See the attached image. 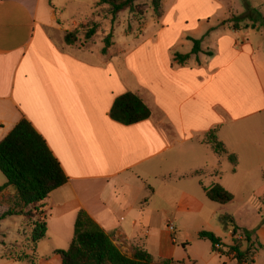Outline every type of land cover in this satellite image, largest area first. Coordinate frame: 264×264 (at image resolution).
I'll list each match as a JSON object with an SVG mask.
<instances>
[{
  "label": "crops",
  "instance_id": "0c3cea01",
  "mask_svg": "<svg viewBox=\"0 0 264 264\" xmlns=\"http://www.w3.org/2000/svg\"><path fill=\"white\" fill-rule=\"evenodd\" d=\"M41 1L0 0V141L27 120L68 178L42 202L52 247L40 253L36 244L30 264H61L56 252L68 248L80 210L128 258L140 249L157 263L264 264V30L232 28L245 7L163 0L149 36L146 28L134 37L141 41L102 54L100 46L67 45L68 30L39 19ZM245 1L264 16V0ZM191 40L201 51L179 63L175 55L190 54ZM127 92L142 100L149 119L122 125L109 117ZM212 130L226 155L204 143ZM244 162L262 180L247 197L237 188ZM215 184L233 195L231 203L208 200L204 188ZM7 195L14 191L0 199ZM223 215L253 232L250 242L241 239L240 251L252 254L240 263ZM200 231L219 238L221 251Z\"/></svg>",
  "mask_w": 264,
  "mask_h": 264
},
{
  "label": "trees",
  "instance_id": "16d2710c",
  "mask_svg": "<svg viewBox=\"0 0 264 264\" xmlns=\"http://www.w3.org/2000/svg\"><path fill=\"white\" fill-rule=\"evenodd\" d=\"M139 0H99V5L108 4L111 15L116 17L118 13L130 8ZM162 0H151L155 12H158ZM245 16L233 17L229 22L234 29H260L264 30V16L255 8L243 0ZM95 33L89 29L84 34L85 39L91 38ZM112 34L104 38V46L101 50L105 54L111 46ZM74 32L66 33L64 42L67 45H74L76 41ZM193 48L190 54H176L175 59L183 63L201 51L199 40H191ZM109 117L122 125H132L150 118V111L142 100L135 94L127 92L117 97L109 112ZM204 143L211 145L213 151L219 155H226L223 144L218 141L216 130L210 131ZM228 160L235 165L236 157L229 155ZM0 173L6 183L0 187V194L7 188L14 191L10 199V208L0 216V222L8 217L27 216L32 214V227L30 242L35 246L45 239L47 224L42 215V202L48 198L50 193L67 184L68 178L63 173L60 164L54 158L44 139L35 131L32 125L25 119L16 124L7 136L0 141ZM209 201L218 205L229 204L233 201V195L222 186L215 184L204 188ZM38 211L40 216L33 214ZM41 217V220L39 219ZM219 222L222 225H233V245L229 248L235 252V259L241 262L251 257L252 249L242 253L240 251L241 240H237L238 234L242 235L244 242H250L253 232L240 230L234 225V220L228 215L220 216ZM200 240L211 243L214 250L221 251V241L213 233L200 231ZM61 257V264H180L171 260L157 263L147 252L135 249L133 258H128L115 245L113 239L102 230L88 214L80 210L77 213L74 223L73 238L66 250L57 251ZM28 258L22 254L15 259V262H23ZM34 257L31 258L33 263Z\"/></svg>",
  "mask_w": 264,
  "mask_h": 264
},
{
  "label": "rangeland",
  "instance_id": "374dc122",
  "mask_svg": "<svg viewBox=\"0 0 264 264\" xmlns=\"http://www.w3.org/2000/svg\"><path fill=\"white\" fill-rule=\"evenodd\" d=\"M162 1L158 12L154 11L151 0H139L113 18L110 6L108 4L99 5V0H42L39 19L45 18L46 22L58 24L63 29L68 30L67 33L74 32L77 39L76 46L79 48H98L99 46L103 48V40L110 33L112 34L111 46L114 47V44L123 46L127 43L141 41L136 39L144 34L146 28L148 30L145 36H149V33L159 26L157 23H159L162 15ZM234 2L239 6H244L243 0H234ZM91 28L95 30L94 35L89 39H85L84 34ZM191 46L193 48L192 41ZM183 50H185V47ZM247 165L250 164L248 162L242 163L241 170L246 173L239 179L237 186L241 197L250 195L251 191L257 189L262 181L260 177L256 178V176L250 175L254 174L255 170L245 169ZM4 179L0 173V180ZM11 197L7 195L0 199V216L10 208ZM238 206H240L239 203L235 205V207ZM236 210L239 213H244L240 208H236ZM31 211L33 212V210ZM33 214L41 215L38 211L33 212ZM39 219L41 220V217ZM254 220H257V212ZM32 223L31 212L27 216L8 217L0 222V259L15 261L22 254L28 256L26 263H11L9 261L1 263L0 261V264L31 263V258L35 255L34 245L30 242ZM51 242L52 240L49 241L47 238L42 240L39 243L40 253L51 249ZM58 247L62 248V245ZM64 247L67 248V246Z\"/></svg>",
  "mask_w": 264,
  "mask_h": 264
},
{
  "label": "built area",
  "instance_id": "2783aa9c",
  "mask_svg": "<svg viewBox=\"0 0 264 264\" xmlns=\"http://www.w3.org/2000/svg\"><path fill=\"white\" fill-rule=\"evenodd\" d=\"M170 229H172V227H170ZM236 239H237V240H241V239H242V235H241V234H238V235L236 236Z\"/></svg>",
  "mask_w": 264,
  "mask_h": 264
}]
</instances>
